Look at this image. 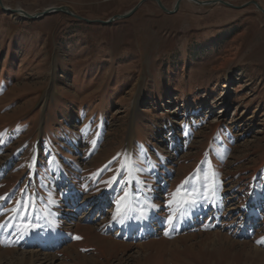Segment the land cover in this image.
<instances>
[{"label": "rangeland", "instance_id": "1", "mask_svg": "<svg viewBox=\"0 0 264 264\" xmlns=\"http://www.w3.org/2000/svg\"><path fill=\"white\" fill-rule=\"evenodd\" d=\"M0 1V264H264V0Z\"/></svg>", "mask_w": 264, "mask_h": 264}, {"label": "water", "instance_id": "2", "mask_svg": "<svg viewBox=\"0 0 264 264\" xmlns=\"http://www.w3.org/2000/svg\"><path fill=\"white\" fill-rule=\"evenodd\" d=\"M146 1H154L157 3L158 7L165 13H168V14H173L175 12H177V9L179 8L180 4L182 1H185V0H177L173 6V8L171 9V11H168L164 5L162 4L161 0H140L139 4L136 5L133 9H131L126 15L124 16H116V19L118 20H122V19H126L127 17L131 16L132 14H134L133 12H135L140 6L142 3L146 2ZM188 1H192L193 3H195L197 6H212V5H215V4H220V5H223L225 7H228V8H239V7H235L233 6L232 4H229L227 3L226 1H223V0H211V1H205V0H188ZM248 4H252L256 9H258L259 11L262 12L263 16H264V9L258 5L257 2L255 1H251L249 2ZM0 7L5 10L2 6V2L0 1ZM13 13H15L16 15H22V16H25L26 18L28 19H32V20H35L36 18H40V17H43L44 15L46 14H51V13H59V14H62V15H68V16H72L74 18H76L77 20H81L82 18L72 14V12L66 7H53L49 10H46L44 11L43 13L41 14H36L35 15H29L27 14L25 11H23L22 9H16V10H12Z\"/></svg>", "mask_w": 264, "mask_h": 264}, {"label": "snow or ice", "instance_id": "3", "mask_svg": "<svg viewBox=\"0 0 264 264\" xmlns=\"http://www.w3.org/2000/svg\"><path fill=\"white\" fill-rule=\"evenodd\" d=\"M112 179L115 180V177H113ZM108 183H111V181H109ZM178 193H180V187L177 188L176 193H173V196L175 197ZM126 195H127V194H126ZM184 195H188V194L185 193ZM122 200H123V198H122ZM193 202H194V201H193ZM170 203H171V201H170ZM120 212H121V206L118 204L116 211L113 213V219H114V220L116 219L117 215H118ZM169 220H170V222H171L172 218L170 217ZM258 243H264V238H262L260 241H258Z\"/></svg>", "mask_w": 264, "mask_h": 264}, {"label": "bare ground", "instance_id": "4", "mask_svg": "<svg viewBox=\"0 0 264 264\" xmlns=\"http://www.w3.org/2000/svg\"><path fill=\"white\" fill-rule=\"evenodd\" d=\"M190 2H192V1H190ZM193 3V2H192ZM195 4V3H194Z\"/></svg>", "mask_w": 264, "mask_h": 264}]
</instances>
